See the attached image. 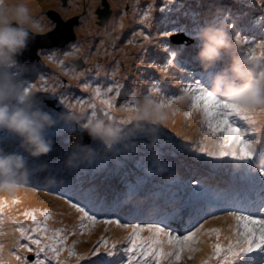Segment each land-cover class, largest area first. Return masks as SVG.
Returning <instances> with one entry per match:
<instances>
[{"label":"snow or ice","instance_id":"6c2138e0","mask_svg":"<svg viewBox=\"0 0 264 264\" xmlns=\"http://www.w3.org/2000/svg\"><path fill=\"white\" fill-rule=\"evenodd\" d=\"M252 2L264 8V0ZM180 7L182 5L174 6L173 0H167V5L161 8V22L167 24L168 16L178 11ZM191 15L193 22L190 28L174 22L170 31L160 33L161 37L169 38L180 34L191 38L201 24L207 23L199 21L196 18L197 13ZM149 16L150 12H145L140 22L144 23ZM240 18L241 13L233 12L229 8L218 12L212 19L222 21L226 30L231 33L239 27ZM261 21H264V16L254 20L242 31L244 33L254 31L255 26ZM235 42L252 43L241 39V31H235ZM164 43L166 62L159 70L165 74L168 67L177 59L181 45L185 48L196 46V42L188 45L185 41H180L176 47H172L167 39ZM243 55L251 61L264 62V41L253 43ZM207 75L199 71L186 73L189 82L181 89V95H161L160 80H154L149 89V94L158 97V102L162 106L178 104L182 97L187 96L190 103L184 115L187 117L199 115L202 136L198 141L193 142L191 138L184 137L183 143H177L169 133L159 129L160 140L155 150L168 162L171 175L166 182L173 185L172 187L148 191L151 198L143 195L145 196L143 200L132 199L126 202V196H137L138 191L147 182V177L141 174L145 173L147 156H139L133 161L132 166L113 160L116 172L117 169L124 167L123 173L120 174V181L127 189L124 192L111 187L101 190L91 186L85 187L82 183H62L59 190L63 194L57 198L79 214L78 224L71 228L51 227L48 220L53 217V213L49 209H26L22 213L24 219H18L17 216L8 213L19 200L0 198V237L6 235L4 231L6 222L15 225L12 228L14 241L7 258L5 245L0 242V264H13V260L16 264H73V258L74 264H81L82 261L84 264H117V260L120 264H181L186 256L192 258L193 253L201 250L198 245L204 243L205 238L211 251L200 264H264V119H260V127H256L257 116L215 96L207 88ZM27 76V72L23 73L25 91L34 87L28 85L25 79ZM197 76L200 78L195 79ZM83 87L89 89L90 85L85 83ZM121 87L120 84L115 85L117 91ZM91 90L94 99H98L101 105L106 106L104 115L112 118L108 110H114L115 97L109 95L113 91V86L103 91L99 86ZM52 91L55 92V88ZM78 103L83 106L85 102L79 100ZM88 107L92 109L90 116H98L94 103H90ZM121 108L127 112L135 111V96L133 95L130 102ZM124 122V119L118 120V123ZM9 138L5 134L2 139L6 141ZM62 143L67 144L65 139ZM139 152L140 148L137 149V153ZM185 154L210 169H229L237 178L236 186L215 190L205 186L200 178L182 179L174 171L177 167L175 158ZM169 156L174 159H165ZM101 162L103 163L98 167L102 165L105 168L106 162ZM96 172L94 168L92 177L95 178ZM80 173L88 175L86 168ZM104 179L110 178L105 176ZM109 191L112 193L110 197ZM41 216L43 219L39 218ZM205 216L208 219H203ZM228 218L232 223L228 224L226 235L221 227H206L210 221H226ZM29 220L31 223H27ZM123 220L139 222L124 223ZM145 220L154 222H144ZM98 223H103L106 231L108 225L128 230L123 238L126 246L119 250V255L118 245L121 241L110 240L103 235L97 242L95 250L88 253L77 252L78 240L68 243L69 236L83 234L85 231L90 233ZM145 232L148 235H144ZM65 252L67 255L62 258V253ZM24 253H34L35 259L30 261ZM93 257L95 259H92Z\"/></svg>","mask_w":264,"mask_h":264},{"label":"rangeland","instance_id":"374dc122","mask_svg":"<svg viewBox=\"0 0 264 264\" xmlns=\"http://www.w3.org/2000/svg\"><path fill=\"white\" fill-rule=\"evenodd\" d=\"M106 1H108L109 7L111 11H113L112 14L114 15L111 17L109 24L105 28L100 29L97 27V25L103 24L105 19H101L94 11L97 6L103 7V0H25V3L29 7L32 15L39 21L43 34L54 32L56 28H59L61 25L63 28H65V34H68L70 33L69 30H71V28L69 29V24L73 23L72 28L76 31L75 34L81 36V38L79 37L78 40L76 37L74 41L72 39L66 41V44L64 43L65 45L63 47L58 44L61 41H51L49 49H44V47L39 48L40 53L45 52L43 60L27 65L28 68L26 72L28 73V76L25 77V79H27L28 85L34 86L31 88V90H33L43 101V106L46 108V110L55 113L66 109L79 111L83 107L85 114L90 116L92 109H90L88 105L84 104L81 106L78 103L79 100H87L89 104L94 103L96 105L95 110L98 116L107 117L104 115L106 106L101 105L98 99H93L94 96L91 89L97 86H99L102 91L109 86H113V91L110 92L109 95L115 97L113 102L114 109H122L121 106L130 102V99L133 95L135 96L136 100L137 98L149 94V89L152 87V82L154 80H160L162 82L160 85L162 89L161 95H181V89L185 88L189 82L186 77V73L192 72L189 68L186 72V70L181 67V61L177 62L178 59L180 60L181 54L178 56V59L174 60L173 65L168 67L166 74L159 70L160 67H162L166 62L164 43L165 39L170 42L172 47H176L179 42L173 41L175 37L180 38L181 36L173 35L172 37L164 38L161 37L160 33L165 30L170 31L174 22H178L182 26L186 25L190 28L193 22V17L191 15L192 13H197L198 16L196 18L201 22H208L212 20V18L217 15L218 12H222L229 8L233 12L241 13V18L238 20L239 27L235 31H241V39L244 41H251L252 43L244 42L241 44H236L235 31L231 32L230 35L233 39V42L237 45V49L242 55L247 51L248 48L252 47L253 43L264 41V34H262L264 33V21H261L259 24H257L254 31H249L247 33L242 31L244 27L250 25L254 20H259L262 16H264V8L259 7L258 4L253 3L252 0H173L174 6L182 5V7H180L178 11L173 12L168 16L167 24L161 22V8L167 5V0ZM129 1H133L130 8V13L132 11L136 12V15L133 18L128 17L126 13V8ZM7 2L9 4H14L17 2V0H7ZM43 2L48 3L47 5H44L42 4ZM51 10L57 12L58 20L56 17L49 15ZM145 12H150V16L144 23H141L140 18ZM75 19H77V23ZM62 22L69 26H65L62 24ZM105 33H108V36L110 37L109 40L112 41V50L110 53H108V45H106L107 42L104 43L103 41V35ZM89 34L100 36V41L95 42V44L92 43V40L88 42L89 40L86 39V36ZM53 35H56V33ZM145 37H148V39H145ZM44 39L45 37L43 36L40 38L34 36V38L29 41L28 49L24 53H31L34 46ZM92 39L96 38L94 37ZM109 40L108 44L110 46L111 42ZM119 40L122 41L120 42ZM187 43L188 45L192 44V42L189 43L188 41ZM180 50L185 51V55L188 53L195 54L196 46H189L185 48L184 45H181L179 51ZM257 51L259 52L260 50ZM129 52H131L129 55L130 60H127L126 58ZM24 53L22 56H25ZM50 53L52 54L51 56ZM78 55H85V58L83 59L90 61V65L97 66V72L94 74L90 68L87 69L89 65L85 68L86 70L82 72L83 75L77 73L75 69L72 70L70 68L69 60L71 57ZM185 55H183V57ZM100 56H102L104 60L107 61L105 64L106 67H102L100 65ZM108 61L113 62L112 64L116 68V78L114 75H111V71L108 74V68H110L108 66ZM182 63H186V59H183ZM219 66L220 63L218 62L217 67ZM119 68H121V70H119ZM201 73H204V71H201ZM71 75L72 77H70ZM61 76L67 79L70 77L69 81H67L69 85H66V83L61 80ZM106 77H108V80L111 81L109 84L106 80ZM199 78V76L195 77V79ZM85 83L90 85L89 89H85L83 87ZM116 84L122 85L118 91L115 88ZM53 88H55V92L52 91ZM47 98H56L58 100V104H60L62 108H54L56 103L49 104L47 102ZM69 101L72 102L73 105L77 107V109L68 108L67 105ZM189 103L190 100L188 98L182 103H173L171 108L167 110L166 119L157 125L158 129H163L165 132L174 137L177 143H183L184 137H189L191 138V141L195 142L198 141L202 136L199 124V115H193L192 117H187L184 115V113L188 111ZM108 111L112 116L115 115L118 120L126 119L128 115L127 111ZM260 119L261 118L257 117L258 122L256 127H260ZM169 122L171 124H169ZM60 133L65 136L66 132L60 129ZM177 133H179V136H177ZM4 135L5 134L0 133V138H3ZM66 137L69 141L68 135ZM9 139H11V137ZM143 139L144 138L141 137L138 140V148H140L139 153L129 154L127 156L119 155L116 160L122 161L126 166H132L133 161L138 159L139 156H147L149 150L144 147L143 143H139V141H143ZM62 141L63 138L59 142L60 145L58 147H54L52 151L46 156H41L39 158H29L28 164L30 169H32L29 183L23 189L17 192L15 196L6 197V199L9 200L12 198L19 200V203L12 207L11 211L8 213L9 215H15L18 219L23 220L24 217L22 213L26 209H49L53 213V217L48 220V224L51 227L56 228L58 225V220L54 212L63 206V200L58 199L51 188L59 190L62 183L70 182L76 184L82 183L85 187L91 186L101 190L109 187L121 192L127 190L124 184L120 181V174L123 173L124 167L117 169L119 173L116 172L115 162L111 159L106 162L105 168L102 166L99 167V170L95 173V178L91 175L95 165L93 167L81 166L77 169L66 168L63 161L70 149L69 145L63 144ZM14 143L16 144L14 140H4L5 149L8 151L19 150L18 146L12 147V144ZM88 144H94V142L91 140V142ZM52 154H54L55 160L53 159ZM41 158L44 160H41ZM165 159L172 160L174 158L169 156ZM175 160L177 167L174 169V171L180 175L182 179L187 180L190 177L200 178L207 187H209V185L213 183L215 179L222 175H233L229 169H210L209 167L194 161L187 154L181 157H176ZM44 161H46L48 165L51 164L52 167H47L43 170H40L39 165ZM145 163L148 164V161H145ZM85 168L87 169L88 175H82L80 173V171ZM207 168H209L211 173ZM141 174L147 177V182L144 187L138 191V195L134 198V200L145 199V196L149 194L147 193L148 191H154V189L160 190L163 187L173 186L167 184V180H165L163 176H150L145 173ZM105 176H108L110 179L105 180ZM49 178L52 180L51 183L48 182ZM237 182L238 181L236 180V183ZM228 183L229 180L220 179L217 181L216 186L214 184L213 185L217 189L223 190L231 188L229 187ZM32 189H35V191ZM111 194V191H109V197ZM214 215L218 214L214 213ZM39 218L43 219L42 216ZM203 219H208V217L205 216ZM122 222L135 223L139 221L123 220ZM144 222L154 221L145 220ZM27 223H31V221L29 220ZM230 223H232L230 218H228L226 221L214 220L210 221L206 227H221L223 231L226 229L228 230V224ZM14 227L15 225H10L6 222L4 227L6 235L0 237V242L4 243L5 245L6 258L8 251L11 250V246L14 241V235L12 233V228ZM105 228L106 226L103 223H98L92 229L101 232L103 236L108 237L110 240L119 239L121 241V244L118 245L117 254L119 255V250L126 246V241H124L123 238L127 234L128 230L118 226L117 229L113 230V225L107 226L108 231H106ZM188 230L190 231L191 228ZM86 233L87 231H85L83 234ZM227 233L224 234L226 235ZM83 234L78 233L77 235H72L68 238L69 244L73 240L79 241V243L76 245V250L78 253H83L81 245V235ZM144 235H148V233L145 232ZM99 239L100 237L97 238L96 242L91 245L92 251L95 250ZM32 247L35 246L32 245ZM198 247L201 250L199 252L193 253L192 258H188L186 256L181 264H199L202 259L207 258L208 253L211 251L207 238H205V242L199 244ZM29 254L31 253H24V255L27 257ZM66 255V252L62 253V258ZM13 264H16L14 260ZM81 264H84V262L82 261ZM117 264H120L119 260H117Z\"/></svg>","mask_w":264,"mask_h":264},{"label":"clouds","instance_id":"9594fccd","mask_svg":"<svg viewBox=\"0 0 264 264\" xmlns=\"http://www.w3.org/2000/svg\"><path fill=\"white\" fill-rule=\"evenodd\" d=\"M126 13L131 15L127 10ZM37 34H43L42 27L25 0H17L14 4L0 0V133L14 138L21 150H6L4 140L0 138V198L15 196L29 183L32 169L28 160L30 157L46 156L52 151L54 139L48 135V130L57 126L76 135L71 142L65 137L70 149L63 161L66 168L95 165L98 171L101 161L136 154L138 140L143 137L144 147L149 150L145 174L163 176L168 180L171 175L168 162L155 149L160 140L157 125L166 119L172 104L162 106L156 97L144 95L135 100L136 110L128 112L122 124L118 123L115 115L112 118L88 116L82 108L55 113L46 110L33 90L25 91L22 76L28 66L18 59ZM77 36L75 34V38ZM191 38L196 42L195 59L208 74V90L218 98L264 119V62L251 61L242 55L222 21L212 19L201 24ZM39 50L36 53L41 58ZM61 79L66 78L61 76ZM186 99L187 96L182 97L179 103ZM83 133L94 144L82 143ZM47 167L46 161L39 165L40 170ZM48 182H52L51 178ZM135 197L126 196V202ZM57 220L56 228H60V221ZM86 236L87 233L81 235L83 253ZM91 249L89 247V251Z\"/></svg>","mask_w":264,"mask_h":264},{"label":"water","instance_id":"95a60500","mask_svg":"<svg viewBox=\"0 0 264 264\" xmlns=\"http://www.w3.org/2000/svg\"><path fill=\"white\" fill-rule=\"evenodd\" d=\"M102 5H103V7H99L98 6L96 8V13L99 15V17L101 19H105L106 20L107 15L109 17L111 9L109 7V3H107L106 0H103ZM49 15L56 17L57 20H58V15H57L56 11L51 10V12H49ZM75 20H76V23H77V19H75ZM62 24H64L67 27L70 25L69 29L71 28V30L68 29L70 33L65 34V28H63L62 25H61L59 28H56V30L54 32H48L46 34H37V35H35L36 37L40 38L41 36H43V37H45V39L40 41L37 45H35L34 48H33V51L31 53L25 54L24 52L28 49V47H27V49L23 52L25 56L21 55V56H19L18 59L20 61H25V60L29 61V60H33L34 58H39V55L36 53L38 48H40V47L41 48L49 47L51 45V41H56V42L61 41L58 44L59 45H64V43L66 41H68L70 39H74L75 38V33H74L73 28H72L73 23L67 25V24L62 22ZM55 33H56V35H53ZM83 134L84 135H82L83 136L82 143H88L89 140H90L89 136L86 133H83ZM72 135H73V136H71L72 137V141H74L76 139V135H75V133H73Z\"/></svg>","mask_w":264,"mask_h":264},{"label":"bare ground","instance_id":"6f19581e","mask_svg":"<svg viewBox=\"0 0 264 264\" xmlns=\"http://www.w3.org/2000/svg\"><path fill=\"white\" fill-rule=\"evenodd\" d=\"M48 1V0H46ZM48 2H43L42 4L44 5H47ZM42 5V6H44ZM135 16V13H131V18H133ZM185 51H182L180 50L179 53H178V56L181 54L180 56V61H181V64H182V57L183 55H185L184 53ZM131 54V52L128 53V56H127V60H130L129 59V55ZM190 60H186V63H189ZM97 66H95L94 68H92V72H94V74L97 72L96 69ZM95 70V71H94ZM195 71H199L200 70H193V72ZM106 80L108 81V78L106 77ZM94 99V98H93ZM169 124H171L169 122ZM53 158H54V154H52ZM41 160H44L43 158H41ZM50 161V159H49ZM154 191H157L156 189H154ZM147 197H151L150 194H147ZM57 215V219H59L60 221V225L61 227H65V228H71L73 225H76L77 224V216L74 212V210H72V208H70V206L68 204H64V207L61 209V211H58L56 213ZM114 229H117V226L113 225V230ZM228 230H223V233H227ZM102 236V233L101 232H98V231H95V230H91V232L87 234V236L84 238V244H83V251L84 253H88L89 252V245L94 241L96 240L97 238L101 237ZM103 251V250H102ZM95 259V257H93ZM92 258V259H93ZM200 264V262H199Z\"/></svg>","mask_w":264,"mask_h":264},{"label":"flooded vegetation","instance_id":"af4514ba","mask_svg":"<svg viewBox=\"0 0 264 264\" xmlns=\"http://www.w3.org/2000/svg\"><path fill=\"white\" fill-rule=\"evenodd\" d=\"M98 7V6H97ZM96 7V8H97ZM94 12H96V9H95V11ZM113 12V11H112ZM112 12H111V16L110 17H112L114 14H112ZM109 22H110V20H109ZM109 22H108V20H106L104 23H103V25H97L98 26V28H100V29H103V28H105L108 24H109ZM107 31H108V28H107ZM103 32V31H102ZM80 36H77V40H78V38H79ZM96 38V39H92V38ZM100 36H98V35H92V34H89V35H87V37H86V39H88L89 41L88 42H90L91 40H92V43L93 44H95V42H98V41H100V39L101 38H99ZM81 38V37H80ZM108 38H110L109 36H108V33H105L104 35H103V41H104V43L105 42H107L106 43V45H108V53L109 52H111V48H112V41H110ZM108 40L111 42V44H110V46H109V44H108ZM81 55H78V57H76V58H73V57H71L70 58V68L72 69V70H74L75 69V71L77 72V71H81V70H83V69H79V70H77L76 69V66L74 65V63H73V61L75 60V59H78L79 57H80ZM83 57H85V55H83ZM89 62V65L91 64V62L90 61H88ZM104 64H105V60H104V58L102 57V56H100V65L103 67L104 66Z\"/></svg>","mask_w":264,"mask_h":264},{"label":"trees","instance_id":"16d2710c","mask_svg":"<svg viewBox=\"0 0 264 264\" xmlns=\"http://www.w3.org/2000/svg\"><path fill=\"white\" fill-rule=\"evenodd\" d=\"M76 57H78V56H74L73 58H76ZM41 58L43 59L44 58V55H41ZM86 102L88 103V101H86ZM70 106L72 107L73 106V103H71ZM67 107H69V106H67ZM54 143H56V139H54ZM54 145H56V144H54Z\"/></svg>","mask_w":264,"mask_h":264}]
</instances>
